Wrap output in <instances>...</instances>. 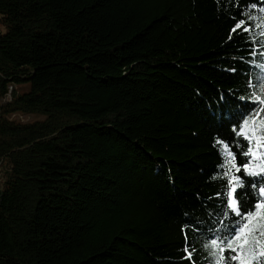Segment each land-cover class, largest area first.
<instances>
[{
  "label": "trees",
  "instance_id": "1",
  "mask_svg": "<svg viewBox=\"0 0 264 264\" xmlns=\"http://www.w3.org/2000/svg\"><path fill=\"white\" fill-rule=\"evenodd\" d=\"M250 2L0 0V264H209Z\"/></svg>",
  "mask_w": 264,
  "mask_h": 264
},
{
  "label": "snow or ice",
  "instance_id": "2",
  "mask_svg": "<svg viewBox=\"0 0 264 264\" xmlns=\"http://www.w3.org/2000/svg\"><path fill=\"white\" fill-rule=\"evenodd\" d=\"M237 7H239L238 3ZM257 8L260 13H264V0H252L245 5L241 10V16L246 18L236 20L234 16L230 17L236 22L225 41L227 44L237 36L247 33L246 42L252 45L249 50L251 57L258 55V48H264V40L257 41L256 35L252 34L253 27L264 29V18L257 17L252 11H248V9ZM257 19H260L261 23L254 24L253 21ZM259 35H264V31ZM259 55L264 56V52H260ZM230 58L239 59L248 64L247 72L242 75L249 76L247 87L251 91L247 97L236 98L244 103L237 105L235 111H232V106L229 105V111L232 114L231 129L235 139L231 144L225 141H214V145L222 144L227 152L224 163L218 165V168L226 169L223 175L228 178L227 189L223 191L221 203L224 208L222 215L228 218L229 223L225 225L223 232L214 233L203 247L208 252V257L205 259H209V264H264V71L252 73L253 68L264 69V65L235 55ZM225 70L237 71L235 67ZM232 91L229 90V92ZM220 100L227 103L223 96ZM233 146L239 150L238 153L231 150ZM237 154L241 156L239 163L236 161ZM249 190L252 203L245 207L242 198H248ZM215 195L221 196L222 193L217 192ZM194 227L202 231L199 225ZM188 228L189 225L186 224L182 229L185 231L184 251L186 253L182 259L192 261V255L196 249L193 247L189 251ZM192 264L195 262L192 261Z\"/></svg>",
  "mask_w": 264,
  "mask_h": 264
},
{
  "label": "rangeland",
  "instance_id": "3",
  "mask_svg": "<svg viewBox=\"0 0 264 264\" xmlns=\"http://www.w3.org/2000/svg\"><path fill=\"white\" fill-rule=\"evenodd\" d=\"M20 122H33L44 119V114L39 112L18 113L14 116Z\"/></svg>",
  "mask_w": 264,
  "mask_h": 264
},
{
  "label": "built area",
  "instance_id": "4",
  "mask_svg": "<svg viewBox=\"0 0 264 264\" xmlns=\"http://www.w3.org/2000/svg\"><path fill=\"white\" fill-rule=\"evenodd\" d=\"M7 98H10V95L9 94L7 95Z\"/></svg>",
  "mask_w": 264,
  "mask_h": 264
}]
</instances>
